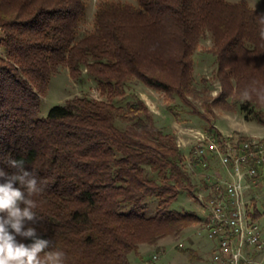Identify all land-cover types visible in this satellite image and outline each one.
<instances>
[{
  "label": "trees",
  "instance_id": "16d2710c",
  "mask_svg": "<svg viewBox=\"0 0 264 264\" xmlns=\"http://www.w3.org/2000/svg\"><path fill=\"white\" fill-rule=\"evenodd\" d=\"M86 10L84 0H0V166L12 172L6 161L22 159L35 170L44 189L36 227L63 264H132L142 243L201 217L174 206L196 185L176 134L139 94L118 98L138 80L163 93L176 118L188 108L210 121L191 98L195 51L209 33L221 90L205 96L206 112L238 108L262 122L264 12L247 0H103L79 37ZM61 66L78 81L91 76L101 97L68 98L41 115ZM207 131L222 135L212 123Z\"/></svg>",
  "mask_w": 264,
  "mask_h": 264
},
{
  "label": "rangeland",
  "instance_id": "374dc122",
  "mask_svg": "<svg viewBox=\"0 0 264 264\" xmlns=\"http://www.w3.org/2000/svg\"><path fill=\"white\" fill-rule=\"evenodd\" d=\"M87 5L86 17L83 20L79 37L90 30L93 25V17L97 4L103 0H84ZM129 3H136L137 0H114ZM237 1V0H230ZM255 9L264 12V0H247ZM1 38V31H0ZM213 39L209 33L203 37L195 51L193 85L195 93L191 98L198 108L206 113L210 118H205L179 108L177 118L167 106V101L163 93L144 85L141 81L135 80L131 88L124 97L118 98V103L126 101L131 93L139 94L153 111L157 123L166 130L176 134V138L185 141L187 145L191 144L193 136L186 134L183 130L186 127L200 128L207 131L210 123L216 125L217 129L223 131V134L247 135L248 133L261 135L264 134V120L258 121L254 113L241 111L240 109L228 110L219 106L213 108L214 112H206L203 100L205 96L215 97L221 90V84L216 77L217 61L215 55L211 52ZM4 52L0 42V54ZM75 96H90L100 98L96 81L89 75H85L82 81L73 79L69 70L61 66L54 73L49 81L45 95H42L40 114L46 115L50 108L57 104H62L68 98ZM186 109V108H185ZM184 131V132H183ZM208 132V131H207ZM250 134V135H251ZM249 135V134H248ZM185 152L186 149H183ZM196 184V185H195ZM194 194L188 190L180 193L174 203L175 208L183 210L190 209L198 214L201 213L199 204V194H205L203 182L197 176L194 177ZM147 213L152 214L155 211L157 200L147 201ZM264 224V218L262 220ZM201 224L193 223L186 227L178 235H168L161 238L156 245L145 244L136 253L137 262L134 261L135 253L130 254L132 264H216L212 253L215 250V241L208 236L205 230H201ZM182 244V246H180ZM157 255L155 259L153 256ZM133 260V261H132Z\"/></svg>",
  "mask_w": 264,
  "mask_h": 264
},
{
  "label": "built area",
  "instance_id": "2783aa9c",
  "mask_svg": "<svg viewBox=\"0 0 264 264\" xmlns=\"http://www.w3.org/2000/svg\"><path fill=\"white\" fill-rule=\"evenodd\" d=\"M183 130L193 139L189 145L177 139V145L186 149L187 164L206 191L197 196L200 231L215 241L213 260L264 264V134L240 138L193 127Z\"/></svg>",
  "mask_w": 264,
  "mask_h": 264
},
{
  "label": "clouds",
  "instance_id": "9594fccd",
  "mask_svg": "<svg viewBox=\"0 0 264 264\" xmlns=\"http://www.w3.org/2000/svg\"><path fill=\"white\" fill-rule=\"evenodd\" d=\"M6 163L13 171L0 166V264H63L64 253L49 251L52 241L43 238L36 227L41 221L35 197L44 189L35 170H28L22 159L9 158Z\"/></svg>",
  "mask_w": 264,
  "mask_h": 264
},
{
  "label": "crops",
  "instance_id": "0c3cea01",
  "mask_svg": "<svg viewBox=\"0 0 264 264\" xmlns=\"http://www.w3.org/2000/svg\"><path fill=\"white\" fill-rule=\"evenodd\" d=\"M216 126V125H215ZM217 127V126H216ZM220 130V129H219ZM221 131V130H220ZM243 131H245V133H247V135L249 134H251V133H248V131H246V130H243ZM222 133H224L223 131H221ZM226 134V133H225ZM143 245H145V244H141L140 245V247H139V253H140V249H141V247L143 246ZM138 255H141V253L140 254H138ZM136 253H135V258H134V261L135 262H137V256H138ZM133 261V260H132Z\"/></svg>",
  "mask_w": 264,
  "mask_h": 264
}]
</instances>
